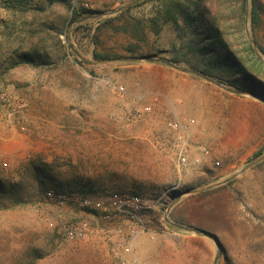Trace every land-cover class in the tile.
<instances>
[{"label": "rangeland", "instance_id": "374dc122", "mask_svg": "<svg viewBox=\"0 0 264 264\" xmlns=\"http://www.w3.org/2000/svg\"><path fill=\"white\" fill-rule=\"evenodd\" d=\"M8 1L0 0V264H116L113 248L128 232L70 201L113 193L163 198L159 225L180 262L264 264V102L226 85L238 81L264 95V72L247 58L251 46L264 63V0H257V26L246 14L240 27L242 0H204V24H168L136 47L110 27L99 33V22L124 11L145 21L156 0L123 11L118 10L136 0H69L73 8L97 12L93 21L41 35L42 20L60 30L69 10L56 4L28 13L24 6L7 9ZM113 11L118 12L107 15ZM205 21L220 29L228 49L200 43L208 34ZM202 46L207 53L197 51ZM31 47L48 61L23 63L19 56ZM144 57L175 67L136 60ZM231 58L246 71L232 68ZM186 142L192 151L183 166L179 154ZM31 163L51 167L55 182H46L47 192L67 201L40 191ZM67 180L78 192L55 191L68 190ZM166 217L215 235L221 249ZM69 229L82 235L71 238Z\"/></svg>", "mask_w": 264, "mask_h": 264}, {"label": "trees", "instance_id": "16d2710c", "mask_svg": "<svg viewBox=\"0 0 264 264\" xmlns=\"http://www.w3.org/2000/svg\"><path fill=\"white\" fill-rule=\"evenodd\" d=\"M33 1V4L31 6V3ZM9 0L6 4H8L7 9L15 10L18 6H24L25 10H22L24 12H39L44 11L46 7H52L56 4H59L60 6L65 7L69 10L70 13V19L68 18L62 23V29L59 30V28H56L52 25V23H49L48 21L42 20L40 22L41 24L37 25V35H41V31L49 30V32L56 31L58 34L63 33V31L67 30L68 27L77 21V24L75 27H81L83 24H88L89 22H92L95 18L97 12L88 10L85 8H73V6L70 5L69 0ZM149 0H145L143 3L147 2ZM158 2V6L156 10L153 13V16L147 20L137 19L133 17H126L128 16L127 13L129 11L121 12L118 16L114 18H108L104 19L101 22H99V26L97 27V30L102 32L105 28L110 27L113 31L117 33H122L125 36H127L130 40L133 41V44L135 47L140 43H146L148 41V35L149 33H152L154 36H158L164 27L168 24H172L175 26V28H190L191 29L197 24L198 22H203L204 24V11H203V1L204 0H156ZM247 1L248 0H242L241 6L238 8V11L240 13L239 20L241 21L240 27L244 26L245 23V15L249 14V18L251 19L252 24L257 26L260 22V13L259 9L257 7V0H251L252 1V8L249 12L247 8ZM29 6V7H28ZM95 15V16H94ZM84 19V20H82ZM86 19V20H85ZM25 23H28V25L34 26L35 22H29L26 21ZM30 23V24H29ZM92 24L90 28H92ZM205 28L208 31L207 37L204 38L205 41H200V43L204 42L205 46L211 45L213 43L217 44V47L220 49H228V44L223 38V34L221 33L220 29L212 30L208 27L206 21H205ZM211 31H213V34H210ZM36 35V36H37ZM42 37L39 38V41H42ZM199 43V42H198ZM96 44V43H95ZM32 45V44H31ZM205 46H202L203 48H199L197 51L199 53H207L205 50ZM64 48V47H63ZM31 51L25 52L19 56V59L23 63H28L31 65H39V64H45L46 61H48V57L46 54L41 53L37 47H31ZM72 49H68V53H71ZM130 52L134 51V48H129ZM247 58L248 60L253 61V66L255 69H260V71L264 72V63L261 62L256 55L254 54L253 49L248 47L247 49ZM95 56L97 58H103L104 56H100L95 53ZM156 56V54H155ZM52 60H49V63ZM228 64L232 66L236 71L243 72L246 71V69L241 64H237L235 62V59L227 60ZM16 65L12 64L9 69L14 68ZM203 73H205L207 76L211 78H215L209 73V70H205ZM223 83L222 81H219ZM224 84V83H223ZM229 87H232L234 89L240 90L242 92H251L255 93L256 91H253L249 89L248 87L244 86L243 84H240L238 81H229L226 83ZM30 171L32 172V177L35 181H38L40 184V191L45 195L48 188L46 189L45 184L48 180L54 181L55 178L51 174L53 171L51 167L47 164H36L31 163L30 164ZM73 180V179H72ZM66 182V181H65ZM69 183L67 185L68 190H58V188L54 187L57 192H64L68 195H71L74 192H78V190H75L72 186V182L70 180H67ZM78 182V181H77ZM75 182V183H77ZM19 185H16L13 187V189H17ZM1 190H3L2 186H0ZM15 191V190H12ZM61 194V193H57Z\"/></svg>", "mask_w": 264, "mask_h": 264}, {"label": "built area", "instance_id": "2783aa9c", "mask_svg": "<svg viewBox=\"0 0 264 264\" xmlns=\"http://www.w3.org/2000/svg\"><path fill=\"white\" fill-rule=\"evenodd\" d=\"M120 91L124 88L119 87ZM178 129L177 125H171ZM186 129V128H185ZM184 130V128L182 129ZM2 140L0 138V146ZM190 146L181 145L179 162L183 166H188L191 158ZM197 151L204 155L205 150L198 147ZM5 167L8 163H4ZM46 195L54 201L65 202L68 198L65 195H58L53 192H47ZM162 197H146L134 193H113L108 195L93 196H72L70 201H74L79 207L87 210L96 211L105 221L115 224L117 231H127V237L123 238L113 248V254L117 259L116 264H149L140 260L134 239L141 233H149L151 241H155V234L149 231V225L145 221L146 216L159 207ZM68 234L71 238L81 236L77 230L69 229Z\"/></svg>", "mask_w": 264, "mask_h": 264}, {"label": "crops", "instance_id": "0c3cea01", "mask_svg": "<svg viewBox=\"0 0 264 264\" xmlns=\"http://www.w3.org/2000/svg\"><path fill=\"white\" fill-rule=\"evenodd\" d=\"M206 138V137H205ZM203 137V139H205ZM201 139V137H200ZM202 140V139H201ZM203 141V140H202ZM206 141V140H204ZM208 141V140H207ZM206 144V143H205ZM161 207L159 206L152 213L146 216L145 221L149 225V231L155 234V241H151L149 233H141L134 239V245L140 260L149 264H186L180 262V255H176V259L172 258V253L169 251V240L166 228H161L159 225V216ZM192 239V238H189ZM181 253V251H179ZM185 253V252H183ZM179 258V259H178Z\"/></svg>", "mask_w": 264, "mask_h": 264}, {"label": "water", "instance_id": "95a60500", "mask_svg": "<svg viewBox=\"0 0 264 264\" xmlns=\"http://www.w3.org/2000/svg\"><path fill=\"white\" fill-rule=\"evenodd\" d=\"M142 1H144V0H136V1L133 2L132 4H130V5H128V6H125V7L121 8V9L118 10V11H123V10H125V9H128L129 7H131V6H133V5L137 4V3H140V2H142ZM118 11H113V12L107 14V15H108V16L113 15V14H115V13L118 12ZM136 60H146V61H151V62H158V63L168 64V65H171V66L175 67V65H173L171 62H168V61H165V60H161V59H152V58H149V57H144V58H140V59H136ZM107 61H111V60H107ZM185 71L188 72V73H192V74L198 75V76H200V77H202V78H204V79H207V80L211 81V79H209V78H207L206 76L200 74L199 72H196V71H193V70H185ZM236 93H238V94L249 95V96H252V97H254V98H256V99H259V100H261V101L264 102V95H261V94L251 93V92H242V91H236ZM263 159H264V157H262L260 160H263ZM203 190H204V189H203ZM176 201H177V199H174V202H173L172 205H174ZM166 221H167L169 224H171V225H173L174 227H176V228L183 229V230H184V229H185V230H191V231H194V232H196V233H198V234H201V235H204V236L209 237L210 239L214 240V241L216 242L217 246L219 247V249H221L220 242H219V240L217 239V237H216L215 235H213V234H211V233H209V232H206V231L199 232V231H196V230H193V229L186 228V227L181 226V225L174 224V223H172V222L168 219V217H166Z\"/></svg>", "mask_w": 264, "mask_h": 264}]
</instances>
